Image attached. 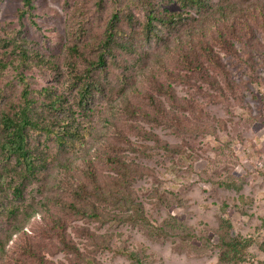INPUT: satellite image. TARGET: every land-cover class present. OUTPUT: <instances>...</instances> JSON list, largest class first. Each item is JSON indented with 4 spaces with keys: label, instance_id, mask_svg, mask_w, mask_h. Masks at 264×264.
I'll return each mask as SVG.
<instances>
[{
    "label": "rangeland",
    "instance_id": "1",
    "mask_svg": "<svg viewBox=\"0 0 264 264\" xmlns=\"http://www.w3.org/2000/svg\"><path fill=\"white\" fill-rule=\"evenodd\" d=\"M31 3L0 0V117L23 78L81 136L31 130L30 180L0 152V264H226L236 236L232 264H264V0ZM151 11L181 20L148 30ZM116 14L129 51L94 68Z\"/></svg>",
    "mask_w": 264,
    "mask_h": 264
},
{
    "label": "trees",
    "instance_id": "2",
    "mask_svg": "<svg viewBox=\"0 0 264 264\" xmlns=\"http://www.w3.org/2000/svg\"><path fill=\"white\" fill-rule=\"evenodd\" d=\"M31 2L32 0H24L27 9H31ZM151 12L152 13L149 15L146 24L148 30H152L151 26L154 21H159L168 25L181 20V14L179 13H168V11H164L163 13ZM130 18L131 17L128 16V19ZM117 21L118 16L116 14L112 18V22L106 33V39L101 43L98 60L93 64L94 68L103 69L106 66V55L112 53L114 46L122 48L124 51H129L128 47L117 41L118 35L123 32L122 29L118 27ZM22 55L25 54L22 53ZM208 56L213 60L216 66L220 64L219 61H215L212 52H209ZM20 80L24 85V89L19 110L14 113L15 117L7 114L0 117L1 125L3 126V137L0 140V152L2 154H7V157L15 158L18 166L22 167L21 177H23L24 180H30L36 178V161L38 160L37 155L33 153L29 142L28 135L31 130L36 133H43L55 137L60 145L65 144L68 140L71 141L73 137L79 138L81 132L71 125L70 122L64 120L53 121L51 118L47 119L42 117L36 107L37 101L32 97V92L26 84L25 79L21 78ZM95 87H97V85H94L91 82L84 83L82 87L84 97H87ZM41 93L49 99L48 104L52 109L57 110L59 106H62V97L51 94L47 89L42 90L40 94ZM58 122H61L63 126H61V124L58 126ZM1 179L2 175L0 172V180ZM15 188L17 191L19 190V187ZM225 246L226 249L220 254V261L226 264H232L235 260L238 262L244 260L243 258L246 251L251 246V241L243 239L241 236L230 237L225 242ZM130 256L138 264H144L136 255L132 254Z\"/></svg>",
    "mask_w": 264,
    "mask_h": 264
}]
</instances>
